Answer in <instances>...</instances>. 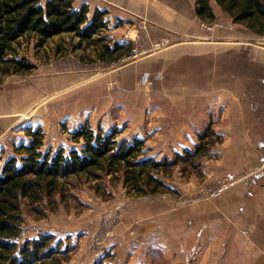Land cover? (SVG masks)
<instances>
[{"label":"crops","instance_id":"0c3cea01","mask_svg":"<svg viewBox=\"0 0 264 264\" xmlns=\"http://www.w3.org/2000/svg\"><path fill=\"white\" fill-rule=\"evenodd\" d=\"M85 4L91 13L107 11L102 34L116 36L113 44L126 42L128 23L145 19L151 43L163 45L109 72L112 82L100 81L99 92L111 95L109 107L128 105L132 110L133 94L152 90L157 102L147 105V112L156 107L159 123L148 134L158 133L162 146L184 154L199 146L201 135L211 128L220 155L203 167L206 184L231 181L216 198H203L198 189L187 194L180 189L178 196L128 199L129 220L119 230H129L130 236L103 251L117 252L115 262L121 264H153L156 259L169 264H264V37L234 21L209 29L197 16L196 0H75L74 5ZM212 5L217 22L232 21L216 0ZM48 42L34 54L25 53L38 66L34 72L10 76L0 85V150L6 133L17 131L21 116L35 112L39 93H49L48 104L60 91L91 85L84 73L53 78L58 73L52 71V58L47 64L39 61L38 51ZM77 112L73 117L79 126L96 115H111L105 105ZM188 194L195 200L181 204ZM123 204L115 202L114 209Z\"/></svg>","mask_w":264,"mask_h":264},{"label":"trees","instance_id":"16d2710c","mask_svg":"<svg viewBox=\"0 0 264 264\" xmlns=\"http://www.w3.org/2000/svg\"><path fill=\"white\" fill-rule=\"evenodd\" d=\"M213 0H196V13L204 22L213 23L217 17ZM234 23L264 37V0H216ZM75 0H0V85L13 75L34 72L38 66L23 53L24 43L35 40L42 48L56 36L72 35L78 46L84 43L99 46V59L106 64L119 62L131 53V45L106 43L102 33L107 29V11L91 13L85 4L75 7ZM127 46V47H126ZM29 145L15 149V155H0V264H63L68 249L55 235L40 232L27 237L31 230L26 219L27 210L46 216L44 207L56 203L54 197L63 191L72 177H87L92 181L109 177L122 179L123 187L132 198L171 194L180 190L167 182L166 176L183 163L191 171L198 170L215 141L208 128L201 135V143L193 151L176 154L171 161L146 157L145 142L119 140L116 128L109 133L96 132L85 124L74 133L76 142H83L81 150L64 148L44 151L41 128L28 130ZM186 168V166L184 167ZM107 251L94 264H111L113 255Z\"/></svg>","mask_w":264,"mask_h":264},{"label":"rangeland","instance_id":"374dc122","mask_svg":"<svg viewBox=\"0 0 264 264\" xmlns=\"http://www.w3.org/2000/svg\"><path fill=\"white\" fill-rule=\"evenodd\" d=\"M229 18L231 19L230 16ZM143 20L147 23L145 19ZM219 21L220 22L216 20L213 23H205L209 29L214 28L216 24L229 26L234 23L233 20H229L228 22L224 20V18ZM136 22L128 23V28L131 29L130 31L131 33L133 32V34L132 38L130 36L127 38L128 41L124 40L126 41L124 45L132 44L131 53L122 58L119 62L111 64L103 63L99 59L101 45L92 46L84 43L78 46L79 41L66 34L54 37L51 42H48L47 48L38 51L40 53L39 61L41 64L49 63L48 60L52 58V71L58 73V75L53 76V78L67 74L81 75L84 73L83 75H85L87 79H92L87 82L91 85L88 86L85 84L87 86L84 87L74 86L69 90L60 91L56 94L54 100H52V102H50V100L48 104L46 102V97L49 93H39V100L37 99L39 102L35 112L32 116H21L23 120L15 125L17 127L15 133L11 131L6 133L4 148L0 150V155H3L5 159L14 156L17 147L22 144L29 145L31 143L32 138L28 136L27 131L30 129L37 130L38 128H41L44 133V151L52 149L56 152L61 148H64L66 152L72 149L81 150L83 142H76L74 133L85 124H81L80 126L77 125L75 122L76 116L73 117V114L78 113L77 111L79 110L83 113L82 108L84 107H88V110L92 111V106L99 107L105 105V109H111L110 116L104 117L102 116L103 114H101L94 116L92 120L89 118L88 123L96 132L101 130L104 133H109L117 128L120 131L118 139L127 140L129 142H133L134 139L139 138V135H141V137L149 135L148 139L144 140L147 150L146 157L164 160L167 155H169L168 157L169 159L171 158L172 161L177 154L176 149L162 146L161 142L157 140L158 133L156 134V132L151 131L149 132L150 134H148L147 132L148 129L155 127L158 122V116L154 113L156 107L147 112L148 106H156L157 94H155V92L152 90L135 92L133 94L135 99H133L132 103L134 108L131 110V107L129 108L127 105L126 108L128 111L125 112V107H109L111 95L99 92L97 89L98 85H101V87L103 85L100 81L112 82L114 80L108 75L109 72L114 70L117 71L122 66L163 48L161 43H155L156 45L151 43L148 29L143 30L144 32H142V30L137 31L139 30V25ZM119 26L125 27V25ZM106 37V43H111V46H113V40H116L117 37L107 35ZM261 41L263 42L264 39H261ZM24 44L23 53L34 54L37 49L35 40L33 39L30 43ZM157 47L160 49H157ZM76 50H78L77 54ZM13 84L15 83L9 82L8 85ZM37 87L39 88V86ZM76 88L80 89L75 90ZM149 98H152V100L148 101ZM115 99L117 100V98ZM64 103L66 104L65 106L63 105ZM142 131H144V133H142ZM172 135V133L171 135L169 134V138H172ZM215 141L216 142L210 146L207 154L201 157L202 163L200 162L201 165L198 170L193 172L188 168V165L180 163V165L176 166L165 177L167 182L175 185L179 190H184L186 194L198 189L199 192L201 191L199 193L200 195H198L203 198L219 197L212 196L210 192L214 190L220 182L227 181V183L230 184L231 181L226 178L214 180L212 185H207L203 168L206 166V161L214 162L219 159L220 153L217 146L218 144H216L218 143V139ZM185 166L186 168H184ZM189 196L194 195L188 194L184 198L182 197L180 203L186 204L195 200L194 197ZM130 198L132 197H130L124 189L122 179L112 180L109 177H103L101 180L92 181L84 176L72 177L64 184L63 191L54 197L57 202H54V204H51V206L47 208L44 207L46 216H42L31 209L27 210L26 219L31 230L26 233V236L34 237L40 232L53 234L57 240L63 241L62 249H68L69 253L66 254L63 264H94L99 256L105 255L106 252L103 251V247H109L114 241H120V237L128 239L130 236L129 230L126 232L119 230L125 225V210L128 205L127 203L130 202ZM115 202H123L124 204L119 206L120 209L116 208L118 209L116 210L114 209ZM126 220H129V218ZM131 230L132 229H130V231ZM132 235L135 234L132 233ZM111 256L108 262H112L111 264H121L120 262H115L118 256L117 252ZM159 258L162 259L161 256ZM156 260L153 264H169L165 259L161 261L160 259ZM124 263L122 262V264Z\"/></svg>","mask_w":264,"mask_h":264},{"label":"built area","instance_id":"2783aa9c","mask_svg":"<svg viewBox=\"0 0 264 264\" xmlns=\"http://www.w3.org/2000/svg\"><path fill=\"white\" fill-rule=\"evenodd\" d=\"M138 25H139V28H138L139 30H137V31L142 30V32H144L143 30H147L148 25L144 20L139 21ZM218 25H221V24H216L215 26H218ZM130 34H131V31L129 30L125 35L126 38H129ZM227 187H228L227 181L220 182L217 185V187L210 192V194H212V196H220L222 194V192L227 189Z\"/></svg>","mask_w":264,"mask_h":264}]
</instances>
